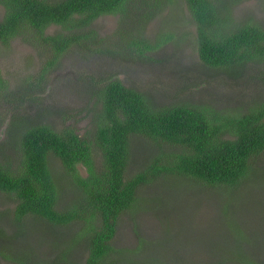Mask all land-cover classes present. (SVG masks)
<instances>
[{
	"label": "rangeland",
	"instance_id": "obj_1",
	"mask_svg": "<svg viewBox=\"0 0 264 264\" xmlns=\"http://www.w3.org/2000/svg\"><path fill=\"white\" fill-rule=\"evenodd\" d=\"M164 4L137 35L151 42L167 37L166 41L146 51L143 60H128V65L103 53L106 48L119 50L124 38L116 13L101 15L84 28L93 31L97 42L90 46L100 49L97 54L87 56L73 46L76 51L65 52L43 81L38 77L47 50L22 36L0 43V70L8 81L9 96L34 95L39 102L20 109L27 102L22 101L15 111L14 103L0 105V162L13 172L21 166L20 132L14 121L46 123L57 129L73 127L80 136L92 137L96 122L87 82L99 81L109 71L147 95L156 108L184 102L231 116L264 102V62L255 66L249 62L250 66L237 67L232 75L207 66L199 58L196 26L185 1ZM3 13L0 5V20ZM247 20L264 27V0H242L234 6V23ZM121 27L134 32L140 25L131 18ZM65 31L56 24L45 29L50 35ZM24 85L40 87L24 92ZM94 147L92 164L99 171L102 150ZM167 150L172 148L133 136L126 175L142 171ZM250 166L259 167V173L233 188L190 184L173 175H160L143 184L135 205L117 220L111 240L117 264H264V153ZM50 167L59 187L58 209L81 207L79 191L60 161L51 156ZM76 168L87 176L85 165ZM15 204V197L0 191V248L7 255H0V264L84 263L88 255L86 219L52 225L28 217L19 225L13 217ZM83 214L88 218L87 208Z\"/></svg>",
	"mask_w": 264,
	"mask_h": 264
},
{
	"label": "trees",
	"instance_id": "obj_2",
	"mask_svg": "<svg viewBox=\"0 0 264 264\" xmlns=\"http://www.w3.org/2000/svg\"><path fill=\"white\" fill-rule=\"evenodd\" d=\"M165 1L174 0H0L4 9L0 43L8 44L22 36L47 50L38 77L43 81L65 52L97 54L100 49L90 46L97 42L93 31L84 28L101 15L116 13L121 17L118 28L125 32H121V49L115 52L106 48L103 53L128 65V60H143L146 51L166 41L167 37L151 42L137 35L144 32L148 20ZM184 1L195 22L197 52L204 64L232 75L238 72L237 67L244 68L249 62L252 66L264 62V27L249 20L239 24L233 21V8L242 0ZM131 18L140 25L134 32L121 27ZM51 24L66 31L46 34ZM87 85L96 122L92 137L80 136L73 127L57 129L46 123L14 121L20 132L17 145L21 166L13 172L0 162V191L16 199L15 223L21 225L28 217L52 225L86 219L88 255L83 264H117L111 240L116 235L118 217L135 205L138 189L158 176L173 175L190 184L233 188L249 180L252 173H259V167L250 163L264 153V102L249 112L230 116L184 102L153 107L147 95L124 84L111 71ZM38 87L24 85L23 91ZM9 93L8 81L0 70V105L14 103L15 111L20 103L27 101L20 109L30 102L39 103L34 95L10 97ZM133 136L151 138L172 150L155 156L142 171L128 177ZM94 146L102 150L99 171L92 164ZM51 156L60 161L77 187L83 208L58 209L59 187L50 167ZM78 164L87 167L86 177L78 172ZM85 208L88 218L83 214ZM0 255L7 257L2 248Z\"/></svg>",
	"mask_w": 264,
	"mask_h": 264
}]
</instances>
